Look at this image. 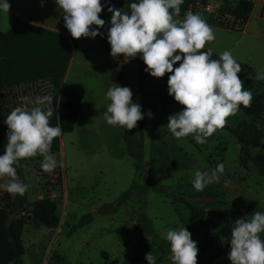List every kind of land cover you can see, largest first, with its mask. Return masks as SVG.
Segmentation results:
<instances>
[{
    "label": "rangeland",
    "instance_id": "obj_1",
    "mask_svg": "<svg viewBox=\"0 0 264 264\" xmlns=\"http://www.w3.org/2000/svg\"><path fill=\"white\" fill-rule=\"evenodd\" d=\"M220 1L201 0L208 2L213 12L197 9L191 13L199 14L207 23L222 22L225 17L221 5L216 8ZM7 2L10 4L8 13L0 10V32L14 18L13 12L28 17L35 14L37 21L56 27L54 31L37 30L36 35L56 43L64 76L60 82L55 80V72L38 78H49L51 88L59 91L65 77L76 74L81 82L78 90L83 93L81 111L72 130L54 138L51 144L50 154L58 164L55 170L42 171L43 157L39 155L23 159L16 167L18 177L28 186L23 195L25 203L16 215L22 220V253L17 264H120L126 255L145 257L149 252L156 257V262L173 264L170 243L165 237L168 230L181 227L191 233V239L197 244V264H231L228 255L235 221L250 220L256 211L264 213V176L246 159L244 165H239L238 144L229 132L237 121L248 118L239 110L227 119L223 128L208 137L206 143L198 144L193 136L176 139L167 127L168 118L183 111L181 105H157L152 118L148 117L141 127V175L137 176L131 147L122 137L127 130L109 125L104 118L110 104L106 93L114 85L130 88L133 102L140 105V96L134 91V63L125 57L123 63L115 66L121 75L118 81L98 85L94 91L99 94L90 95L84 89L82 76L92 67L79 60L93 53V42L100 36L78 39L79 46L74 43L56 0ZM138 2L123 0V10L130 14L128 6ZM193 2L183 0L180 14L174 19L182 21ZM252 2L246 21L238 24L240 30L211 26L216 38L205 49L211 48L219 57L224 51H230L237 63L247 65L255 77L257 73H264V0ZM230 22L226 19V23ZM173 67H179V62ZM241 69L239 77L244 81L245 90L254 95L264 89V80L254 79L260 81L258 86L249 73L246 74L244 66ZM169 75L159 79L151 77L152 85L168 93ZM37 106L45 108L47 105ZM254 120L262 130L261 141L264 142V113ZM133 150L137 148L134 146ZM259 151L258 147H248L247 154ZM219 164L224 166L219 181L203 191H196L192 185L195 172L210 173ZM133 180L138 187L129 191ZM5 182L6 179L0 180V183ZM14 196L0 189V206L10 203ZM43 196L54 206L56 221L53 224L38 222L30 213L28 203ZM173 196L182 197L204 210L226 208L232 214L226 223L207 214L205 220L212 240L209 245L184 204L174 201ZM223 227L229 232L226 237L220 231Z\"/></svg>",
    "mask_w": 264,
    "mask_h": 264
},
{
    "label": "clouds",
    "instance_id": "obj_2",
    "mask_svg": "<svg viewBox=\"0 0 264 264\" xmlns=\"http://www.w3.org/2000/svg\"><path fill=\"white\" fill-rule=\"evenodd\" d=\"M183 0H139L131 3L128 11L109 7L111 13L107 40L110 55L135 59L139 56L145 71L153 78L168 76V95L183 107V111L168 118L167 127L176 139L193 136L198 144L207 142L218 129L225 126L229 117L238 113L241 106H251L252 93L245 90L240 79L241 66L230 51H224L219 59L212 58V49L202 51L215 40L212 27L199 15L187 13L179 16ZM62 9L64 26L74 40L95 38L105 24L100 18L103 11L101 0H56ZM10 4L0 2V10L8 13ZM95 28L96 30H93ZM179 62V67H173ZM264 80V73L254 77ZM106 98L110 101L104 118L109 125L131 131L144 118L141 106L132 100L128 87L114 85ZM29 101L28 97H20ZM36 105H47V111L40 106L16 107L5 121L8 127L7 144L0 155V189L10 195L23 196L27 191L17 175L21 159L42 156V171L51 173L58 166L50 154L54 138L62 135L59 126H51L53 97H36ZM152 118L151 112L148 113ZM224 171L223 164L209 172L197 170L192 181L196 191L217 183ZM231 232V264H264V213L256 211L250 220L235 221ZM166 240L170 243L173 264H197L198 247L191 239V233L184 227L168 230ZM147 264H156L151 252L146 254Z\"/></svg>",
    "mask_w": 264,
    "mask_h": 264
},
{
    "label": "trees",
    "instance_id": "obj_3",
    "mask_svg": "<svg viewBox=\"0 0 264 264\" xmlns=\"http://www.w3.org/2000/svg\"><path fill=\"white\" fill-rule=\"evenodd\" d=\"M195 1V0H194ZM234 1L232 7L229 3ZM103 5L102 15L105 21V27L101 32V40L103 48L106 52H111L110 45L107 40L108 30L110 28L111 13L108 11L109 7L114 9H122V0H101ZM221 11L230 13L234 18L238 19L240 23H244L249 16L253 2L252 0H221ZM213 26L217 27H229L222 22L209 21ZM239 28H233L240 30ZM4 37V33L0 32V42ZM71 42L72 38L70 37ZM202 51H207L203 49ZM213 59H219V56L212 52ZM135 65V76H136V87L134 89L141 99V111L144 118L138 122L137 127L131 131H125L122 135L130 149V155L134 159V172L137 176L141 175V127L148 121V113L153 112L157 105L163 103H176L174 99L168 95V93L155 88L151 82V76L145 71V65L142 59L137 56L135 59H131ZM244 66L246 74L252 77L251 80L256 82L254 76L250 73V68L245 64ZM113 79H118L120 74L113 72ZM255 79V80H254ZM263 82V81H262ZM261 82V85H262ZM256 82L255 84H259ZM264 83V82H263ZM259 86V85H258ZM49 95L53 97V103L51 105L53 115L49 118L51 126H59L62 133L69 132L72 130L78 110L80 107V96L67 92L64 90L56 91L51 88V82L49 78H33L24 80L21 82H14L11 84L0 86V155H3L4 148L7 144L5 134L8 132V127L5 123L7 116L16 107L26 106L29 110L35 105L29 104L28 102L21 101L20 97L25 96L29 98V101H35L36 97H43ZM27 103V104H26ZM32 103V102H31ZM37 106V105H35ZM34 106V107H35ZM43 110L47 111V107L40 106ZM241 112L247 120H239L236 122V126L229 128L230 134L235 138L238 144V163L244 165L246 159L249 161L259 175L264 176V142L261 141L262 130L255 122V118H258L260 114L264 113V89L256 92L252 95L251 106L244 108L241 106ZM137 150H133V147ZM248 147H258L261 151L256 152L252 155L247 154ZM23 159H21L16 165L20 166ZM147 184V182H145ZM138 187L137 183L133 180L129 185V191L134 190ZM174 201H180L184 204L188 213L196 221L198 229L205 234V241L207 244H211L210 231L206 224V216L214 215L219 218L222 222L226 223L228 218L232 214L229 209L221 208L215 210H204L200 207L192 205L190 202L182 197L173 196ZM25 203V198L20 195H15L10 203L0 206V264H17L19 257L22 253V246L20 244V233L22 227L21 218H17L16 215L19 212L21 205ZM30 213L34 219L43 224H53L56 221L54 214V206L47 197L43 196L38 199H34L28 203ZM8 215H11L10 223L7 227L4 226V222ZM221 234L226 237L228 235L227 228H221ZM264 239V233L261 236ZM120 264H147L145 257L139 255H126ZM156 264H163L160 260Z\"/></svg>",
    "mask_w": 264,
    "mask_h": 264
},
{
    "label": "crops",
    "instance_id": "obj_4",
    "mask_svg": "<svg viewBox=\"0 0 264 264\" xmlns=\"http://www.w3.org/2000/svg\"><path fill=\"white\" fill-rule=\"evenodd\" d=\"M13 16L12 21L3 29L4 37L0 42V86L46 76L54 72L57 75L55 80L60 82L59 80L64 76V73L61 75L64 66L62 65V60L59 58L60 54L56 48V43L46 41L44 38H39L36 35L39 33L37 30L54 31L56 29L55 25L37 21L35 14L28 17L13 12ZM100 18L104 20L103 15ZM208 24L213 26L210 23ZM104 27L105 24L99 29L100 34L98 36L100 38L98 37L93 42V53H90L86 57L82 56L81 58L83 59L79 60L81 64L92 67L91 71H87L82 76V78H85L84 89H87L90 95L94 93L99 94V92L94 91V88L98 85L104 86L110 82L116 83L118 79L111 77L113 76V72H119L115 66L125 61V57L122 55L113 58L110 52L104 50L101 40V32ZM35 28H40L41 30ZM93 30L96 29L93 28ZM74 43H77L78 46L80 45L77 40ZM79 78L76 74L69 77L67 75L63 81V85L58 88L59 90L75 93L80 96V107L76 120L79 117L83 104V93L78 90L81 85ZM56 84L58 83H54V85Z\"/></svg>",
    "mask_w": 264,
    "mask_h": 264
},
{
    "label": "built area",
    "instance_id": "obj_5",
    "mask_svg": "<svg viewBox=\"0 0 264 264\" xmlns=\"http://www.w3.org/2000/svg\"><path fill=\"white\" fill-rule=\"evenodd\" d=\"M235 1H237V0H235ZM220 5H221V3L219 4V6H216L217 10L220 7ZM233 5H234V1H231L229 3V6L232 7ZM197 9H201V10L209 12V13L213 12L212 6L208 2L202 3L201 0H195L192 3V5L185 12L186 13H191L192 11L197 10ZM214 17H216V16L214 15ZM223 17H225L226 19H230L231 20L230 23H226V19L223 18L222 19V23L223 24H225L227 26H230V27H233V28H239L240 27V25L238 26V24H240L239 20L234 18L230 13L224 12L223 13ZM215 19L218 20V18H215Z\"/></svg>",
    "mask_w": 264,
    "mask_h": 264
},
{
    "label": "water",
    "instance_id": "obj_6",
    "mask_svg": "<svg viewBox=\"0 0 264 264\" xmlns=\"http://www.w3.org/2000/svg\"><path fill=\"white\" fill-rule=\"evenodd\" d=\"M128 58V57H127ZM131 60V59H130ZM20 180L22 181V178H20ZM11 220V215H8L5 222H4V226L7 227L10 223Z\"/></svg>",
    "mask_w": 264,
    "mask_h": 264
}]
</instances>
